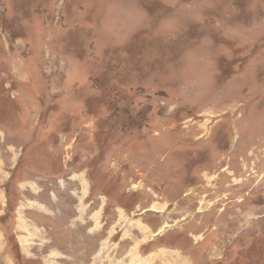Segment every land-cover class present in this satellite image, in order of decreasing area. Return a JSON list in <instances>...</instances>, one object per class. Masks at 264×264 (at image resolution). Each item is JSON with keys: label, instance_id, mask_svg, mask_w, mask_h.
<instances>
[{"label": "rangeland", "instance_id": "obj_1", "mask_svg": "<svg viewBox=\"0 0 264 264\" xmlns=\"http://www.w3.org/2000/svg\"><path fill=\"white\" fill-rule=\"evenodd\" d=\"M0 264H264V0H0Z\"/></svg>", "mask_w": 264, "mask_h": 264}, {"label": "bare ground", "instance_id": "obj_2", "mask_svg": "<svg viewBox=\"0 0 264 264\" xmlns=\"http://www.w3.org/2000/svg\"><path fill=\"white\" fill-rule=\"evenodd\" d=\"M83 185V184H82Z\"/></svg>", "mask_w": 264, "mask_h": 264}]
</instances>
